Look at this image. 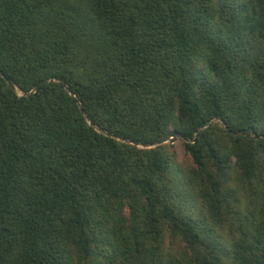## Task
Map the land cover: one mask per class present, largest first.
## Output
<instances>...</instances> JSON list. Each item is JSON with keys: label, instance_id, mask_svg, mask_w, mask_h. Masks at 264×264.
<instances>
[{"label": "trees", "instance_id": "1", "mask_svg": "<svg viewBox=\"0 0 264 264\" xmlns=\"http://www.w3.org/2000/svg\"><path fill=\"white\" fill-rule=\"evenodd\" d=\"M0 73V264H264V0H0Z\"/></svg>", "mask_w": 264, "mask_h": 264}, {"label": "water", "instance_id": "2", "mask_svg": "<svg viewBox=\"0 0 264 264\" xmlns=\"http://www.w3.org/2000/svg\"><path fill=\"white\" fill-rule=\"evenodd\" d=\"M0 76H1L5 81L9 82V79H8L7 77H5L3 74L0 73ZM55 82H56V81L53 80V79H48V80L45 79V80H42V81H40L39 83H37V85L33 88V90H32L31 92L25 94V96L34 93L35 90H36L37 88H39L40 86H42V85L50 84V83H55ZM64 87H65V89L68 91L69 95H70L71 97H73V98L76 100V97L74 96V94L72 93V91H71L66 85H64ZM76 101H77V100H76ZM78 104H79V102H78ZM79 107H80V111H81V113L84 114V110L82 109V107H81L80 104H79ZM96 130H99V129L96 128ZM108 136L113 137V135H111V134H109ZM176 140H177V136H173V137H170V138H168V139L162 140V141H160V142H158V143H156V144H153V145H141V144H139V143H137V142L126 141V140H125V141H126L127 143H129V144H132V145L139 146V147H141V148H146V149H147V148H153V147H156V146L161 145V144H170V145H173L174 142H175Z\"/></svg>", "mask_w": 264, "mask_h": 264}, {"label": "rangeland", "instance_id": "3", "mask_svg": "<svg viewBox=\"0 0 264 264\" xmlns=\"http://www.w3.org/2000/svg\"><path fill=\"white\" fill-rule=\"evenodd\" d=\"M172 146H173V149H174V151L176 153L177 158L179 160L181 158H183L184 151L182 149V145H181L180 141L178 140V137H177V140L174 142V144Z\"/></svg>", "mask_w": 264, "mask_h": 264}]
</instances>
